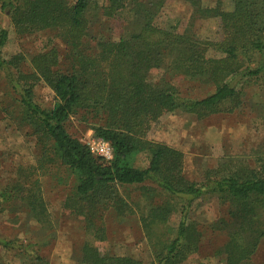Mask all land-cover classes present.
Wrapping results in <instances>:
<instances>
[{
  "label": "rangeland",
  "instance_id": "1",
  "mask_svg": "<svg viewBox=\"0 0 264 264\" xmlns=\"http://www.w3.org/2000/svg\"><path fill=\"white\" fill-rule=\"evenodd\" d=\"M2 2L0 31H8L2 58L19 59L21 72L29 76L34 73L31 60L39 53L56 48L60 69L67 71L79 66L80 54L88 59L96 58L102 49L100 40L116 42L137 28L130 23L134 22L136 11L120 19L107 18L103 15V6L108 0H95L87 14L89 36L84 41V44L89 39L93 42L91 49L87 44L79 50L80 54L72 53L59 29L18 34L10 10L1 9ZM216 7L231 12L234 0H202L203 10ZM156 24L161 28L175 26L179 34L200 40L215 42L222 37L220 18L197 12L186 0H168ZM208 56L220 58L221 54L210 49ZM171 59H165L163 69L151 72L150 83L156 87L173 86L188 100L204 99L214 92L215 88L206 79L176 75L170 66ZM19 81L24 87L33 86L40 106L55 107V95L44 82ZM262 84L243 83L241 102L231 112L204 119L181 110L166 113L143 136L149 142L182 152V175L192 183H206L231 174L244 175L249 170L260 171L264 165ZM19 100L5 75L0 73V190L13 193L12 202L0 207V237L23 247L15 250L0 247V264H83L86 247L100 258L129 257L140 264H159L167 253L166 247L178 236L185 213L186 224L194 229L192 235L197 236L198 243L180 264H227L224 249L230 233L237 231L233 226L228 230L222 226L219 231L218 226L221 220L232 223L230 202L207 195L187 206L186 201L147 182L116 187L112 198L106 200L94 197L92 202L80 203L75 196L77 177L60 165L43 135L26 123ZM92 116L79 113L66 125L70 135L89 146L96 141L94 128L103 123ZM149 158L148 152L140 154L135 167L147 168ZM261 216L264 218V211ZM241 234L244 238L247 233ZM36 257L41 260L37 261ZM251 263L264 264V237Z\"/></svg>",
  "mask_w": 264,
  "mask_h": 264
},
{
  "label": "trees",
  "instance_id": "2",
  "mask_svg": "<svg viewBox=\"0 0 264 264\" xmlns=\"http://www.w3.org/2000/svg\"><path fill=\"white\" fill-rule=\"evenodd\" d=\"M94 1L3 0L1 9L10 10L18 34L59 29L71 52L80 54L82 47L88 44L91 49L93 43L89 39L84 44L89 36L87 14ZM167 1L108 0L103 6V15L120 19L136 11L134 22H130L137 26L136 31L124 34L116 42L100 40L102 49L96 58L88 59L80 54L79 66L67 71L60 69L59 52L52 48L32 58V76L24 74L18 66L19 59L2 58L8 39V31L3 29L0 31V73L18 94L26 123L43 135L60 165L77 177L75 196L80 203L92 202L94 197L106 200L112 198L116 187L147 182L186 201L187 206L207 195L219 196L222 202L233 205L232 223L221 220L219 231L222 226L227 230L235 227L237 231L230 233V241L224 249L227 264H252V255L264 237L261 216L264 165L260 171L249 170L244 175L231 174L206 183H192L182 175V152L149 142L143 135L166 113L181 110L204 119L231 112L233 106L241 102L243 83L264 85V0H234L231 12H223L220 7L203 10L202 0H186L197 12L220 18L222 37L215 42L179 34L175 26L159 27L156 20ZM210 49L221 57L210 58ZM170 57V66L176 75L206 79L207 84L215 88L214 92L204 99L188 100L173 86L156 87L150 83L151 72L163 69L165 59ZM28 79L41 80L53 91L56 100L53 109L40 106L33 86L24 87L19 81ZM227 104L231 107H225ZM79 113L102 120L103 123L94 128L95 138L111 144L112 160L95 156L89 145L69 134L66 125ZM146 152L150 154L148 167L136 168L137 157ZM12 194L0 190V207L12 202ZM186 221L185 213L178 236L166 247L167 253L159 264H180L186 259L185 254L197 247V236L192 235L193 228ZM241 233L247 234L243 238ZM0 247L23 248L2 237ZM84 251L83 264H140L129 257L100 258L88 247ZM36 260L41 258L36 257Z\"/></svg>",
  "mask_w": 264,
  "mask_h": 264
},
{
  "label": "built area",
  "instance_id": "3",
  "mask_svg": "<svg viewBox=\"0 0 264 264\" xmlns=\"http://www.w3.org/2000/svg\"><path fill=\"white\" fill-rule=\"evenodd\" d=\"M89 147L95 156L102 157L107 160H112L114 157L113 148L109 142L96 140Z\"/></svg>",
  "mask_w": 264,
  "mask_h": 264
}]
</instances>
